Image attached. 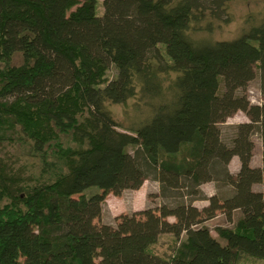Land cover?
I'll list each match as a JSON object with an SVG mask.
<instances>
[{"label":"trees","instance_id":"obj_1","mask_svg":"<svg viewBox=\"0 0 264 264\" xmlns=\"http://www.w3.org/2000/svg\"><path fill=\"white\" fill-rule=\"evenodd\" d=\"M230 1L101 0L98 14V0H0V139L17 128L41 163L24 175L0 157V264L264 260V102L238 93L257 72L264 97V14L216 39ZM134 98L123 125L108 104ZM236 111L248 120L226 143L219 123ZM147 178L158 207L95 221L109 193ZM219 213L231 225L212 234Z\"/></svg>","mask_w":264,"mask_h":264},{"label":"rangeland","instance_id":"obj_2","mask_svg":"<svg viewBox=\"0 0 264 264\" xmlns=\"http://www.w3.org/2000/svg\"><path fill=\"white\" fill-rule=\"evenodd\" d=\"M101 9V0H98V14L101 12ZM228 12L230 17L229 21L227 23L220 22L213 33V37L216 39L233 38L239 33L244 24L257 21L264 14V0H232L228 3ZM21 62V54L15 52L12 57V64L19 65ZM115 73V67L111 66L108 71V76L112 77ZM221 89L222 84H220V90ZM238 93H245L252 104H255V102H252L254 99L260 104L264 102L257 72L246 89L244 91L238 90ZM135 102L136 98L130 99L124 104H108V106L114 118L123 125H127L128 122L135 117ZM247 120L248 118L242 111H236L226 117L223 122L219 123L222 140L226 143L230 142L235 131V126ZM252 139L254 143H258V136L256 134L252 136ZM63 140L66 142L65 138ZM128 150H131V148L128 147ZM0 157L6 160L14 169L20 170L24 175H37L40 170L41 163L39 158L33 155L29 140H27L17 128L16 130L8 129L6 136L1 137ZM235 166L236 164L234 161L231 162V164L229 162V168L233 170ZM200 189L207 197L217 192L213 182L203 184ZM91 191H95V187L88 189L86 193ZM162 202V199L158 195V183L151 178H147L138 189L123 190L122 193L117 196L109 193L103 202L102 212L95 221L97 223L114 225L115 217L119 214H130L133 211L145 209L147 207L156 208ZM193 204L202 207L207 204V200H195ZM169 219L172 220V218ZM206 225L210 228L212 234H215L216 226H230L231 224L225 219L224 215L219 213L213 219L208 220ZM169 246V236L163 234L153 246V250L159 254L168 253ZM236 264H264V260L247 258Z\"/></svg>","mask_w":264,"mask_h":264},{"label":"crops","instance_id":"obj_3","mask_svg":"<svg viewBox=\"0 0 264 264\" xmlns=\"http://www.w3.org/2000/svg\"><path fill=\"white\" fill-rule=\"evenodd\" d=\"M258 144V145H257ZM254 143V149H253V154H252V158H251V161H250V164L252 166H260L261 165V150H262V147H261V141L260 139L258 138V143ZM255 147H256V152H255ZM256 154V155H255ZM235 162L236 166L235 168L232 170L231 168H229L230 172L232 173H235L237 172L238 168H239V160L236 156H233L230 160V164L231 162ZM206 183H210V182H206ZM205 184V183H203ZM201 184V186L203 185ZM200 186V188H201ZM261 186L259 184L255 185L254 188H260Z\"/></svg>","mask_w":264,"mask_h":264},{"label":"built area","instance_id":"obj_4","mask_svg":"<svg viewBox=\"0 0 264 264\" xmlns=\"http://www.w3.org/2000/svg\"><path fill=\"white\" fill-rule=\"evenodd\" d=\"M252 102H255V104H260V103H258V101L257 100H252Z\"/></svg>","mask_w":264,"mask_h":264}]
</instances>
